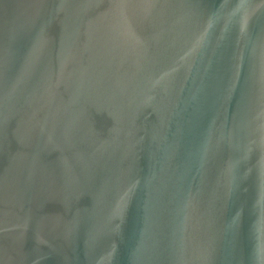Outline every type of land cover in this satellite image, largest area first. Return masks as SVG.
<instances>
[{"label": "water", "instance_id": "water-1", "mask_svg": "<svg viewBox=\"0 0 264 264\" xmlns=\"http://www.w3.org/2000/svg\"><path fill=\"white\" fill-rule=\"evenodd\" d=\"M0 264H264V0H0Z\"/></svg>", "mask_w": 264, "mask_h": 264}]
</instances>
